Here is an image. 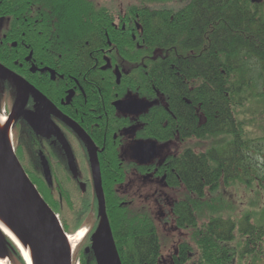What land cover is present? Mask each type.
Returning <instances> with one entry per match:
<instances>
[{
	"label": "flooded vegetation",
	"instance_id": "af4514ba",
	"mask_svg": "<svg viewBox=\"0 0 264 264\" xmlns=\"http://www.w3.org/2000/svg\"><path fill=\"white\" fill-rule=\"evenodd\" d=\"M73 1L0 0V65L23 81L20 86L10 77L0 79V111L3 110L7 116L14 113L21 87L26 100L20 103L18 115L14 113L9 133L14 138L15 155L20 165L37 183L52 189L60 203L64 194L71 204H86V212L82 206L83 214L88 212L94 222H100L96 213L98 206L90 165L91 150L99 166L108 218L110 205H116L117 214L121 209L133 211L141 188H167L173 159L182 156L186 150H192L187 148L191 139L198 141L200 138L175 137L172 140L181 145L179 150L171 149L169 141L162 144L149 134L148 113L162 106L165 98L151 85H142L140 92L135 91L132 76L129 85H121L127 80L124 79L123 62L112 55V43L106 37L107 32H104V38L61 36L71 26L69 17L62 14L71 12ZM245 1L253 15L264 18V0ZM95 7L102 8L96 2ZM108 10L113 16L108 25L114 29V41H132L135 49L130 42V47L125 50L135 51L139 48L135 34L140 30L137 10L129 9L122 14ZM96 42L98 47L80 54L85 47L88 49L90 43ZM124 101L142 102L146 106L136 113H123L114 108L117 102ZM72 125L87 136L92 146L83 141ZM149 144L154 146V156L144 161L145 147ZM45 168L50 182L43 174ZM108 186L113 189L105 192ZM138 197L142 212L152 210L154 206L160 212L163 207L165 212L168 209L167 219L161 218L163 227H168L164 230L173 235L176 227L172 222L179 230L192 228L181 223L179 210L187 205L194 216L200 210L196 204L182 198L165 196L148 201L142 194ZM196 222L195 217V225ZM91 228H88V233L92 232ZM202 228L198 230V236ZM183 236L178 233V239L172 240L166 249V257L161 253L160 263L203 264L197 240L188 242L185 236L183 241ZM228 263L231 264L230 261Z\"/></svg>",
	"mask_w": 264,
	"mask_h": 264
},
{
	"label": "trees",
	"instance_id": "16d2710c",
	"mask_svg": "<svg viewBox=\"0 0 264 264\" xmlns=\"http://www.w3.org/2000/svg\"><path fill=\"white\" fill-rule=\"evenodd\" d=\"M155 1L166 0L138 1L144 3L136 9L140 30L135 34L139 44L135 51L125 50L130 47V42L135 49L132 41H114V29L108 25L113 18L111 12L96 8L92 2H87L90 7L83 8L79 0L73 1L71 12L62 14L70 18L72 13L71 26L61 36L104 38V32H107L112 55L118 54L119 61L123 62L124 79L127 80L121 85H129L132 76L135 91L140 92L142 85H151L165 98V103L147 116L151 132L148 133L158 140L231 137L221 151L211 148L197 154L186 150L182 156L173 159L169 167L171 173H168L169 186H181L186 196L202 199L207 193L214 192L220 182L240 181L247 185L258 181V168L252 162V148L258 146L246 140L242 123L234 112L251 97L264 96V18L253 15L245 0H190L177 11L156 10L149 5ZM96 47L98 42L90 43L80 54L89 53ZM257 86L261 88L260 94H255ZM30 175L33 185L55 214L63 215L64 209H72L69 197L64 194L61 203L58 196L59 203L48 201L45 190ZM108 187L105 192L112 191L113 187ZM198 205V209H210V204L199 202ZM75 206L77 203L72 213L82 219V206L86 212V204H79L78 210ZM115 206L110 205L107 212L108 223L121 264H162L161 242L148 217L127 209H121L117 214ZM179 211L182 224L196 226L192 209L186 205ZM243 221L239 231L254 237L253 226L246 223V219ZM61 222L65 234H73L80 227L77 218L71 228L63 218ZM234 227V222L218 218H211L201 227L196 239L201 263L229 264L228 250L222 245L232 241ZM90 234L92 232L82 243L88 241ZM3 239L6 241L3 249L10 263L24 264L16 246L5 236ZM89 254V264H95L92 253ZM80 256L81 264L82 260L87 261L84 250Z\"/></svg>",
	"mask_w": 264,
	"mask_h": 264
},
{
	"label": "rangeland",
	"instance_id": "374dc122",
	"mask_svg": "<svg viewBox=\"0 0 264 264\" xmlns=\"http://www.w3.org/2000/svg\"><path fill=\"white\" fill-rule=\"evenodd\" d=\"M85 7H90L87 2H92V5H95V2L100 4L104 10L106 8L110 9L113 13L121 14L130 10H136L138 7L143 6L144 2H138L140 0H79ZM190 0H166V1H155L150 2L149 5L156 10L168 9L169 11H177L182 8L186 3ZM133 7L135 9H131ZM120 11V12H119ZM115 14V15H116ZM73 19L72 13L70 14L69 22ZM255 94H260L261 88L260 86L256 87ZM262 94V93H261ZM164 103V101H163ZM2 112H0L1 114ZM235 116L239 122H241L242 127L244 129V135L246 140H251L257 149L252 148L253 156L252 162H255L257 165V177L259 180H255L250 184H242L240 181H231L229 184H224L222 182L219 183L217 189L212 193H207L205 197L202 199H198L194 196H186V192L183 187H169L154 189L151 187L141 188L138 195L142 194L143 198L146 196L148 201L151 199L155 201L162 197L168 196L174 199H186L191 203L197 204V202H201L202 204H210L208 209L207 207H203V210H199L195 217L197 218L195 228H189L188 231L179 230L176 226L175 222H172L176 229L173 231L176 232L175 235L168 233L164 229L168 227H163V219H167L168 209L165 212V208H162V212H160L156 206L153 207L152 210L148 209V220L156 227L158 231L159 240L161 242V253L165 255L167 253L172 240L178 239V233L183 234L187 237L186 241L190 242L191 240L197 239L198 230L201 229L202 226L205 225L206 219L209 218H218L223 220H230L235 223V230L233 233L232 241L222 245L225 249L229 251V261L231 264H264V96L256 95V97H251L242 107L235 110ZM4 115V114H3ZM255 140V141H254ZM174 140H169V147L171 149H180V144L173 142ZM231 141V137L228 135H217L213 137H208L204 139H200L198 141L191 139L189 144H187V148L192 149L193 152L206 151L211 148L216 151L223 150L227 144ZM163 143L162 144H167ZM257 143V145H256ZM12 146L15 151V142L14 138H12ZM259 148V149H258ZM15 155V154H14ZM34 174V173H33ZM31 177V176H30ZM33 177V176H32ZM33 181L36 182L33 177ZM37 183V182H36ZM41 185V183L39 182ZM41 187L45 190V195L50 199L51 203H59L57 196L53 195V190L49 188H44L43 185ZM138 190V189H137ZM136 195V201L134 202L133 208L134 210L131 212H141L140 211V202L139 197ZM54 196L53 200L52 197ZM134 197V193L133 196ZM44 198V197H42ZM73 200V198H72ZM63 203H65L63 201ZM62 203V205H64ZM79 204H77L78 206ZM72 209H64L63 215L56 214L58 219L61 222L63 218L66 225L69 228L73 227L74 219L76 221L79 220L78 225H80L78 230H88V228L93 229L92 234L88 237V241L81 242L72 252V263L73 264H81L80 258L83 250L87 253V261L82 260L83 264L91 263V255L89 251H86V247H90L91 240L93 236H96L97 233H100V222L92 219L93 216L88 212L82 219L79 218L76 214H73L74 204H72ZM75 206V209L78 210L79 207ZM67 210V211H66ZM213 210V211H212ZM152 211V212H150ZM74 216H73V215ZM163 214V216H161ZM165 214V215H164ZM165 216V217H164ZM75 217V218H74ZM162 217V218H161ZM246 219V223H249L255 229V236L248 237L246 234H243L239 231L241 227V223ZM173 220H175L173 218ZM63 228V222L61 225ZM94 227V228H93ZM193 229H197L196 231ZM88 236V235H87ZM87 236L84 238L86 240ZM185 236H183V241H185ZM181 239V238H179ZM172 249V248H171ZM170 249V250H171ZM173 251V250H172ZM171 253V252H170ZM20 255V253H19ZM21 257V255H20ZM164 257V258H165ZM22 261V257L20 258ZM10 262V261H9ZM25 264V262L23 261ZM11 264V263H10ZM119 264L121 262L119 261Z\"/></svg>",
	"mask_w": 264,
	"mask_h": 264
},
{
	"label": "water",
	"instance_id": "95a60500",
	"mask_svg": "<svg viewBox=\"0 0 264 264\" xmlns=\"http://www.w3.org/2000/svg\"><path fill=\"white\" fill-rule=\"evenodd\" d=\"M8 77L17 81L21 86L20 83L23 81L0 65V79L4 80ZM19 92L13 109V112L17 115L20 103L26 100V96L25 100L23 99L21 87ZM145 106L146 104L142 102L124 101L117 102L114 108L120 112L123 111V113H136L143 111ZM72 126L74 131L81 135L83 141L92 146L87 136L77 126ZM145 148L147 154L144 155V161H148L154 156V146L149 144ZM14 154L13 146L9 140L0 134V216L13 235L16 236L15 238L30 249L34 264H73L67 234L60 226L58 216L42 198ZM89 156L98 206L96 213L100 219V233L92 237L91 246L86 248V251L92 253L95 264H119V256L106 215L99 166L92 150L89 152ZM43 174L50 182L47 168L44 169ZM4 236L9 239L0 230V254L6 256L3 249L6 243L3 239ZM9 240L12 242L11 239Z\"/></svg>",
	"mask_w": 264,
	"mask_h": 264
},
{
	"label": "bare ground",
	"instance_id": "6f19581e",
	"mask_svg": "<svg viewBox=\"0 0 264 264\" xmlns=\"http://www.w3.org/2000/svg\"><path fill=\"white\" fill-rule=\"evenodd\" d=\"M114 56H116L119 59L118 54H116ZM14 119H15L14 113H11L10 116L0 114V134L5 136L7 138V140H9L11 145H12V138H11V134H9L10 133V126H11L10 123H13ZM148 213L149 212L146 211L144 214L146 215ZM58 221L61 224L60 220H58ZM0 230H2V232L4 234H6L9 237V239L12 240L13 244L17 247L23 261L26 264H34L33 256H32L30 249L27 248V246L23 242H21L19 239L15 238L16 236L13 235L10 228L8 227V225L5 223V221L3 220V218L1 216H0ZM156 231H157V229H156ZM157 233H158V231H157ZM85 234H86L85 230H78L77 232H75L72 235H70V234L66 235L68 246H69V249L71 250V252H73L74 249L77 247V245H79L83 241V239L85 238ZM7 259L8 258L6 256H4L3 254H0V264H10L9 260H7Z\"/></svg>",
	"mask_w": 264,
	"mask_h": 264
}]
</instances>
